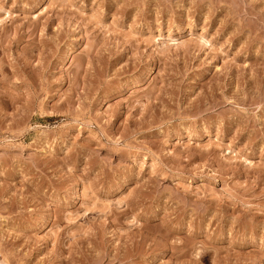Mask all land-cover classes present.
<instances>
[{
  "label": "rangeland",
  "instance_id": "374dc122",
  "mask_svg": "<svg viewBox=\"0 0 264 264\" xmlns=\"http://www.w3.org/2000/svg\"><path fill=\"white\" fill-rule=\"evenodd\" d=\"M0 264H264V0H0Z\"/></svg>",
  "mask_w": 264,
  "mask_h": 264
},
{
  "label": "bare ground",
  "instance_id": "6f19581e",
  "mask_svg": "<svg viewBox=\"0 0 264 264\" xmlns=\"http://www.w3.org/2000/svg\"><path fill=\"white\" fill-rule=\"evenodd\" d=\"M204 42H205V41H204ZM74 184H75V183H74ZM71 186H72V185H71ZM74 186H75V185H74ZM75 189H76V188H75ZM72 190H73V189H72ZM76 190H77V189H76ZM76 190H75V191H76ZM70 194H71V192H70ZM75 194H76V193H75ZM78 194H79V193H78ZM71 197H72V195H71ZM71 197H70V198H71ZM73 198H74V197H73ZM75 198H76V195H75ZM72 200H73V199H72ZM72 202H73V201H72ZM75 203H76V202H75ZM145 242H146V241H145ZM170 247H171V246H170Z\"/></svg>",
  "mask_w": 264,
  "mask_h": 264
}]
</instances>
